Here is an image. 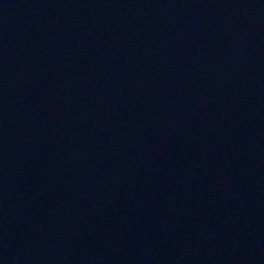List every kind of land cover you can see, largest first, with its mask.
<instances>
[{
  "label": "water",
  "instance_id": "obj_1",
  "mask_svg": "<svg viewBox=\"0 0 264 264\" xmlns=\"http://www.w3.org/2000/svg\"><path fill=\"white\" fill-rule=\"evenodd\" d=\"M0 264H264V0H0Z\"/></svg>",
  "mask_w": 264,
  "mask_h": 264
}]
</instances>
